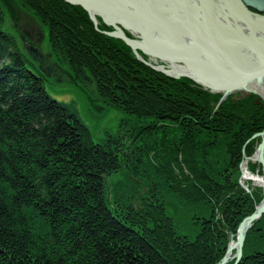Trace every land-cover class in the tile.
I'll use <instances>...</instances> for the list:
<instances>
[{
  "label": "trees",
  "instance_id": "16d2710c",
  "mask_svg": "<svg viewBox=\"0 0 264 264\" xmlns=\"http://www.w3.org/2000/svg\"><path fill=\"white\" fill-rule=\"evenodd\" d=\"M29 1L56 16L44 17L56 30L54 38L64 43L51 41L54 53L69 50L79 75L94 73L101 84L110 80L105 68L123 62L117 46L122 44L88 28L75 8L60 7L55 0ZM6 43L0 35V264H216L229 235L260 200L232 180L242 155L256 149L258 139L251 137L264 127V112L259 114L252 96L228 98L216 109L218 96L181 79L169 82L163 95L174 98L163 103L157 99L162 92H155L162 84L142 74L135 59L124 61L129 68L122 83L113 81L122 84L117 91L128 101L122 112L151 115L159 126L154 167L171 176L167 192L194 222L187 228L169 223L163 237L167 215L162 211L155 210L158 227L151 223L150 230L112 214L105 177L118 169L115 154L48 102L40 81L24 71L18 55L7 54L11 46ZM91 48L98 52L96 60L85 55ZM137 74H142L140 86ZM142 150L147 158L151 148ZM260 230L255 222L248 231L239 264H264Z\"/></svg>",
  "mask_w": 264,
  "mask_h": 264
},
{
  "label": "rangeland",
  "instance_id": "374dc122",
  "mask_svg": "<svg viewBox=\"0 0 264 264\" xmlns=\"http://www.w3.org/2000/svg\"><path fill=\"white\" fill-rule=\"evenodd\" d=\"M55 1L60 7L65 8L68 5L83 13L84 16L82 15V17L86 21V26L94 29L99 34L98 30L94 28L88 13L82 10L84 9L83 7L75 6L66 0ZM239 1L240 4L246 5L249 13L264 15V0ZM22 4L19 0H0V35L7 41L6 44L11 46L8 48L7 54L18 55L23 62V67L26 65L29 67V70L25 69V71L30 76L38 79L42 86L46 87L45 91L48 92L52 101L57 100L54 103H59L60 108L66 110V115L73 118L75 123L87 130L94 142L104 144L115 154L118 169L105 177V196L112 214L124 220H126L125 216L128 217L133 226L138 229L145 228L150 230L151 223H153V228L158 227L155 220L158 215L155 210L162 211L167 215V218H164L165 225L163 228L165 229L162 230L163 237H167L166 231L169 223H175L176 221L178 226H184L185 228L192 226L194 224L191 221L192 216L187 214L177 201L172 200L167 192V190H170L169 181L171 176L166 178V175L160 173L158 167H154L156 163L154 161L155 155L152 154V151L159 147L157 142H161L162 131H159V126L150 119L152 116L141 118L138 115L122 112V105L128 102L124 99L122 91L119 90L120 93L117 91L118 89L122 90V84L112 83L104 86L99 79L89 75V80H85L84 75H79L77 71H74L73 66H75V63L72 61L69 50L64 54L52 51L51 41L55 43V46L64 43L60 39L54 38L53 32L56 30H51L52 22H47L48 19L44 17L49 16L51 18L52 16L53 18L56 16L51 14L52 11L44 6V10L35 8L37 14L34 15L31 8L27 9ZM38 17L40 18L38 19ZM62 26L63 29H67L65 25L62 24ZM123 33L128 37L142 38L133 30L124 29ZM111 38L118 44H122L117 46L123 50V53H126L123 55V62H118L117 66L114 63V67L118 72L116 79L118 81L122 79L123 66L128 64H125L124 61L131 62V59H135L143 68L142 74L153 76L158 83L162 84V87H155L156 91L153 89L155 92H162L161 97L157 96V99L163 100V103H167V99L171 101L174 96H164L163 94L166 95V92L163 90L169 91V82H177L179 79L139 61L134 57L130 46L126 42L117 37ZM187 51L185 50L184 52ZM130 53L131 55H129ZM182 60L184 59L177 60V64H184ZM186 66L188 65L186 64ZM192 69L195 70L194 68ZM31 71L34 73H31ZM142 74L139 75L141 76ZM139 75L137 74V81L140 80ZM134 76L130 78H134ZM140 85L139 81L137 86ZM149 91L156 98L154 92L152 90ZM203 91L219 97L216 109L228 98L235 102L236 100L252 96L255 102L254 106L257 109L258 107L261 109L259 114L264 112V101L256 94L221 93L205 89ZM111 95L115 96L116 99L113 100ZM131 96L130 93L126 95L128 100L131 99ZM111 99L114 104L110 103L112 102ZM141 111L146 113L144 110ZM147 119L149 120L146 121ZM153 127L157 128L153 131L151 129ZM251 139H258L257 144L255 141L256 149L253 150L254 152L249 157L242 155L237 168L233 170L232 174V180L237 183L240 190L251 198L260 199L253 204L250 213L237 226L236 232H239V228L244 221L250 216L256 215V218L252 220L245 232L244 240L255 222L262 229L259 232L264 233V210L262 213H256L264 200V186L254 185L250 180H243L245 168H247V173L251 176L264 177L262 166L258 161L255 162L253 160L254 157L256 158L257 146L261 142V136L254 135ZM146 148H151V150H149L147 158H144L142 149ZM244 164L246 165L244 166ZM171 167H174V165H171ZM154 231L156 230H152V232ZM232 238L233 236H231L229 241H232ZM231 243L228 242V244ZM235 253L236 251L232 252V254Z\"/></svg>",
  "mask_w": 264,
  "mask_h": 264
},
{
  "label": "water",
  "instance_id": "95a60500",
  "mask_svg": "<svg viewBox=\"0 0 264 264\" xmlns=\"http://www.w3.org/2000/svg\"><path fill=\"white\" fill-rule=\"evenodd\" d=\"M88 13L94 28L126 42L139 61L179 80L221 93L256 94L264 101V15L249 13L239 0H66ZM136 9V15H132ZM127 14V18H123ZM133 23L146 28L143 38L128 37L115 27ZM164 23V27H155ZM131 30V28L127 27ZM255 29V35L249 33ZM139 33V32H138ZM150 40V44H146ZM160 40H179L181 47L160 44ZM169 49H175L169 55ZM187 49L190 55L180 53ZM176 54L184 64H177ZM200 54H207L200 58ZM187 65L195 68L188 72ZM198 69V70H197ZM241 69V72H237ZM257 161L264 172V127L257 146ZM264 210V200L256 213ZM256 215L239 228L240 239ZM232 243L218 264L228 259L241 260L240 250L230 258Z\"/></svg>",
  "mask_w": 264,
  "mask_h": 264
},
{
  "label": "bare ground",
  "instance_id": "6f19581e",
  "mask_svg": "<svg viewBox=\"0 0 264 264\" xmlns=\"http://www.w3.org/2000/svg\"><path fill=\"white\" fill-rule=\"evenodd\" d=\"M19 2H22L23 4V6H25L27 9H30L31 8V10H32V13L34 14V15H36L37 14V11H36V9H35V7L33 6V5H31V3L30 2H28V0H19ZM30 3V4H29ZM75 6L76 5H78V4H74ZM80 6V5H79ZM83 11H85L84 9H82ZM132 15H136V9H132ZM40 17H38V19H39ZM123 18H127V14H123ZM115 27L118 29V30H120L121 32H124V29L125 30H130V29H128L127 27H129V28H131V30H133V31H135L136 33H138L139 35L138 36H142V38L143 37H145V36H147V29L146 28H138V27H135L134 26V24L133 23H126V27L125 26H123L122 25V21L121 20H115ZM155 27H164V23H155ZM99 32V34H100V37L102 36V37H105V38H111L112 36H110V35H107V34H105V33H102V32H100V31H98ZM249 35H255V29H253L250 33H249ZM13 39H15V38H13ZM16 40V39H15ZM14 40V41H15ZM16 42V41H15ZM146 44H150V40H146ZM160 44H163V45H167V46H171V47H181V44H180V42H179V40H176V41H174V42H171V41H164V40H160ZM92 50L91 51H89V53H90V55L89 54H87V53H85V55H87V56H90V58H92V60H96L97 59V56H96V53H98L97 51H95V49L94 48H91ZM185 50H187V49H180V53H183V54H186V55H190L189 54V52L187 51V52H184ZM173 52H175V49H169V55H173ZM123 55H125L126 53L124 52V53H122ZM129 55H131V53L129 54ZM175 55V58H176V60H181V58L180 57H178L176 54H174ZM205 55H207V54H200V58H203ZM184 60H186L187 61V59H184ZM79 61V60H78ZM131 64H132V62H130ZM184 63V62H183ZM81 64L82 65H84L83 63H82V61H81ZM189 67V68H188ZM129 68V64L126 66V70L125 69H123L122 70V76H124V74H126L127 73V69ZM24 71H25V69H28L29 70V67L26 65V66H24ZM187 69H188V72H195V70H193L191 67H190V65H188L187 66ZM195 69V68H194ZM96 72H100L99 70H97V69H94ZM109 70V71H108ZM198 70V69H197ZM105 71H108L109 72V74H110V80L108 79V80H104L103 82H104V84H102V85H104V86H108V85H110L111 83H113V81H114V79L118 76V72H117V69L116 68H113V67H109V66H106V68H105ZM237 72H241V69H237ZM31 73H34L33 71H31ZM93 74V78H97V77H95V75H94V73H92ZM85 76V80H89V74H85L84 75ZM121 76V77H122ZM122 79H123V77H122ZM122 79H120V82L122 83ZM136 85H138V83H136ZM128 86H134V84H129ZM46 90V87L45 86H42L41 85V89H40V91H41V94H43L44 95V97L48 100V102H50V103H52L53 104V106H55L57 109H59L60 111H66V110H64V108H60V106H59V103H54V102H57V100H53L52 101V99H51V97L49 96V94H48V92L47 91H45ZM264 91V85H261L260 86V92H263ZM59 102V101H58ZM62 111V112H63ZM69 113H71V112H69ZM254 135H257V136H261V130L259 131V132H257L256 134H254ZM253 135V136H254ZM253 160L256 162L257 161V158H253ZM246 164H244V166H245ZM243 180H246V181H251L254 185H258V186H264V177L262 178V177H256V176H251L250 174H248L247 173V168H245V170H244V173H243ZM231 236H233V238H232V241H229V242H232V247H233V250L231 251V252H235V251H238V250H240V252H241V260H242V256H243V248H244V244H245V240L244 239H240V233L239 232H235V234L234 235H232V234H230L229 235V237L231 238ZM229 245V244H228ZM227 248H228V246H227ZM233 256V254H231V256H230V258ZM224 257V256H223ZM222 257V258H223ZM221 258V259H222ZM220 259V260H221ZM219 260V261H220ZM241 260H240V262H241ZM232 261V262H231ZM234 261H235V259L233 258H231V259H228L227 261H226V263L225 264H228V263H231V264H233L234 263ZM239 262V263H240ZM219 262H217L216 264H218ZM238 263V264H239Z\"/></svg>",
  "mask_w": 264,
  "mask_h": 264
}]
</instances>
